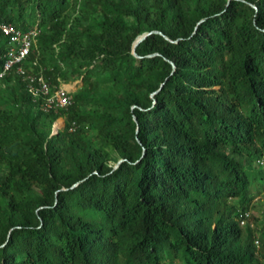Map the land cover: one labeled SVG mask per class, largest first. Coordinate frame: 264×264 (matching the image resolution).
I'll return each mask as SVG.
<instances>
[{"label":"trees","instance_id":"trees-1","mask_svg":"<svg viewBox=\"0 0 264 264\" xmlns=\"http://www.w3.org/2000/svg\"><path fill=\"white\" fill-rule=\"evenodd\" d=\"M0 22L38 31L28 72L82 83L46 112L0 81V264H264V222L240 226L264 178V0H0Z\"/></svg>","mask_w":264,"mask_h":264},{"label":"built area","instance_id":"built-area-1","mask_svg":"<svg viewBox=\"0 0 264 264\" xmlns=\"http://www.w3.org/2000/svg\"><path fill=\"white\" fill-rule=\"evenodd\" d=\"M0 34L7 40L0 81L14 71L25 83L27 93L38 102L42 111L58 112L67 109L72 101L64 83L54 87L41 74L35 75L23 67L38 36L36 28L22 30L10 23L0 22ZM245 216L240 224L244 223ZM255 244L257 245V242Z\"/></svg>","mask_w":264,"mask_h":264},{"label":"rangeland","instance_id":"rangeland-1","mask_svg":"<svg viewBox=\"0 0 264 264\" xmlns=\"http://www.w3.org/2000/svg\"><path fill=\"white\" fill-rule=\"evenodd\" d=\"M81 84H82L81 80L77 79L74 81H69L68 83L65 84V87L72 94L75 93L78 90V88H80ZM58 120L61 121V124H57L56 126L55 124H53L52 132L54 133L61 131L64 127V120L62 118ZM112 157L118 158L115 153L112 154ZM120 161L121 160H119V162ZM110 165L113 168H116L118 166V163H114V161H112ZM247 169L251 171H262L264 173V158H262L258 162L253 161L252 166L247 167ZM252 196L253 198L249 211L245 216L246 218L244 219V223L240 224V226L248 234H252L254 237H260L261 236L260 227L264 222V178L263 181L259 184V187L256 190H254ZM231 203H234V201H231Z\"/></svg>","mask_w":264,"mask_h":264},{"label":"water","instance_id":"water-1","mask_svg":"<svg viewBox=\"0 0 264 264\" xmlns=\"http://www.w3.org/2000/svg\"><path fill=\"white\" fill-rule=\"evenodd\" d=\"M147 35H149V34H143V35H141V36H139L137 39H136V41L134 42V44H133V48L137 45V44H139L140 42H142L145 38H146V36ZM135 55V54H134ZM56 133V132H55ZM54 132H52V134H55ZM122 161H120L118 164H120Z\"/></svg>","mask_w":264,"mask_h":264}]
</instances>
